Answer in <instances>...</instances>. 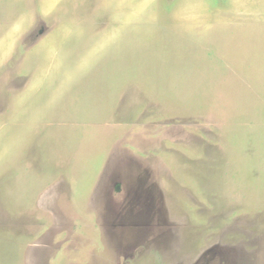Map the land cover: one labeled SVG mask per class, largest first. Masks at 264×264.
I'll return each instance as SVG.
<instances>
[{
  "label": "rangeland",
  "instance_id": "rangeland-1",
  "mask_svg": "<svg viewBox=\"0 0 264 264\" xmlns=\"http://www.w3.org/2000/svg\"><path fill=\"white\" fill-rule=\"evenodd\" d=\"M0 264H264V0H0Z\"/></svg>",
  "mask_w": 264,
  "mask_h": 264
}]
</instances>
